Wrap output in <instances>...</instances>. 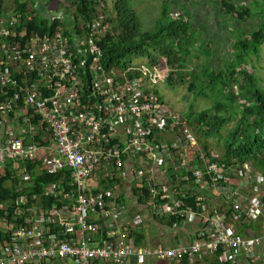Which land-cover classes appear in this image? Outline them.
<instances>
[{
	"label": "built area",
	"instance_id": "2783aa9c",
	"mask_svg": "<svg viewBox=\"0 0 264 264\" xmlns=\"http://www.w3.org/2000/svg\"><path fill=\"white\" fill-rule=\"evenodd\" d=\"M70 13L51 19L64 24L74 20L71 32L64 26L53 35L41 36L29 33L16 13L0 9V172L6 174L7 163L12 162L20 191L33 188L40 174L69 172L71 177L68 189H58L56 183L45 187V195L61 197V206L44 212L33 196L28 212L19 207L12 220L0 218V229L10 239L5 246L0 243V264H124L129 258L136 264L144 258L194 262L207 253H220L222 262L231 264H240L244 258L264 264V235L247 237L229 231L223 222L225 214L212 212L203 196L196 195L197 210L180 211L182 200L168 204V199L158 200L163 184L144 171L163 155L162 143L154 140L166 133L175 135L166 148L170 161L185 166L191 153L197 155L188 172L194 182L221 192L226 171L215 154L199 145L183 118L155 95L134 91L131 67L123 72L104 66L100 41L106 33L105 19L97 14L85 28L86 23H77ZM134 157L138 185L147 182L156 215L194 213L214 224L213 232L199 234L190 245L159 250L134 245L127 209L120 201L107 200L100 190L102 178L122 181ZM38 161L33 171L24 164ZM233 170L248 179L251 165ZM251 183L254 186L256 181ZM20 202L28 203L25 198ZM245 204H234V212L249 219L262 216L261 200ZM0 209H7L1 201ZM120 222L128 228H116Z\"/></svg>",
	"mask_w": 264,
	"mask_h": 264
},
{
	"label": "trees",
	"instance_id": "16d2710c",
	"mask_svg": "<svg viewBox=\"0 0 264 264\" xmlns=\"http://www.w3.org/2000/svg\"><path fill=\"white\" fill-rule=\"evenodd\" d=\"M101 0H67L73 9L75 20H82L85 28L91 23L92 19L98 14V5ZM15 13L21 18L23 26L29 33H38L41 36L53 35L60 27H66L72 31V23H61L60 20L48 19L42 14L35 15L28 19L29 6L25 0H16ZM223 9L231 17H236L240 21H247L251 17H260L259 26L250 32L237 28L233 36V52L229 59L225 60L224 66L220 70L213 69L210 65H205V80L209 83L211 91L217 87L215 97L223 92L224 100H217L212 110L198 113L194 118L191 112L188 124H197L198 130L206 138L214 135L222 136V131L227 122L236 118V125L230 129L224 141L223 155L216 158V161L225 171H232L237 166L250 164L252 167L264 174V88L259 85V78L251 70L250 60L256 57L261 59L262 48L264 45V0H252V4L257 7L255 13L247 5H235L227 0H221ZM5 8V0H0V9ZM46 5H43V12L46 13ZM113 14L104 20V27L113 24V27L106 28L105 36L100 41L103 53V64L107 68L116 67L126 72L131 66L133 59L147 58L149 65L157 66V58L154 52H160L165 60L166 66L171 70L167 79L173 82V77L179 75L180 68L186 69L183 61H187L194 51L198 36L191 31V24L187 16L182 14L179 18H173L169 3L163 7L162 18L158 21V26L154 31H144L142 19L138 11L132 7L131 0H114ZM80 26V23H79ZM68 34H70V32ZM79 31V30H78ZM80 32V31H79ZM209 54V53H208ZM188 63V62H187ZM212 69V70H211ZM129 79L133 80V71L129 72ZM140 76V73H136ZM190 81L189 89L191 91L203 88L201 84V75L196 70L189 71ZM207 77V79H206ZM205 91V89H204ZM200 94V92H197ZM155 95L161 103L164 98L158 91L147 93ZM206 94V92H205ZM194 119H191V118ZM153 138V135H152ZM205 150H209L206 144ZM36 164L26 162L30 171H33ZM6 174L0 172V201L4 203L7 209H0V218L12 220L17 208L21 207L29 211L33 206L31 198L37 196L39 201L37 205L40 210L47 211L53 206H61V197L57 194L48 193L45 195V187L56 183L58 189L67 187V181L70 180V173L58 175L40 174L34 178L35 186L33 188H24L18 190L20 183L19 175L13 169V163H7ZM138 179L137 172L134 173ZM189 181H193L191 173H188ZM120 182L116 178L109 180V190L101 192L107 200H116L110 191L112 186ZM223 183V182H222ZM138 190L143 191L144 196H150L147 189V182L143 185L134 183ZM60 187V188H59ZM23 196V197H21ZM181 197V195H180ZM21 198L27 199V205L21 204ZM142 200V197H141ZM167 199H165L166 201ZM179 200L183 201L180 211L188 208L197 210L198 203L196 196L185 195ZM188 219V214H177L167 218L170 225H181ZM136 235V236H135ZM131 237L136 239V244L140 243L141 238L137 237L135 231L130 233ZM10 241L8 232L0 229V243L4 246ZM221 254H218L220 257ZM187 262V259H184ZM215 261L212 264H231L227 262Z\"/></svg>",
	"mask_w": 264,
	"mask_h": 264
},
{
	"label": "crops",
	"instance_id": "0c3cea01",
	"mask_svg": "<svg viewBox=\"0 0 264 264\" xmlns=\"http://www.w3.org/2000/svg\"><path fill=\"white\" fill-rule=\"evenodd\" d=\"M191 1L193 5H195L196 2L202 0H190V2ZM227 1L238 6L244 5V2L247 0ZM163 2V7L166 5V3H169L173 18H179L182 14H185V16H187L190 21L191 31L195 32L193 27L196 29V25L199 24L194 21V18H199L202 16V13H194L195 11H192L190 8H187L186 5H183L181 0H163ZM180 4L186 9L185 12L178 9ZM221 7L223 9L222 4ZM203 16L206 15L203 13ZM207 24L206 22L204 23V25ZM196 31L201 32L200 30ZM174 139L175 135L173 133H166L165 135L159 136L156 138V140H154L159 144L162 143V149L164 153L160 156V158L158 155V161L153 165H151L152 162H149L150 165H147L148 167L144 171V174L153 175L156 181L163 184V186L159 187L161 194H159L158 200L161 198L168 199V204L170 202H177L182 196L185 195H201L206 198L212 212L225 214L223 222L229 231H232L234 234L247 237L263 236L264 212L259 219H249L244 215L236 214L233 210V205L242 202L243 205L246 206L245 203L255 199L261 200L264 203V174L251 166V172H246L248 174L247 179L240 176L235 170H229L226 171L225 174L226 182H223V191L216 192L212 189L204 188L200 183L194 182V180L192 182L189 181L188 172L190 167L192 168V165L196 164V158H198L196 154L192 153L188 158L189 161L185 160V162H189V165L185 166L180 165V163L177 161L175 163L170 161L168 155H166L168 154L166 150L167 145H169ZM136 162V158L134 157V160L128 163L127 170H124V172H127L124 179L112 186L115 188V190H110L114 193V195L115 193L118 194L116 203L120 201V205L122 204V207H127V203L131 205V208L129 209L130 211L127 209V214L132 220L131 232L135 231L138 235L137 237L141 238V241L138 244H136V239H134V245L137 247H148L153 250L179 245H190L193 244L196 239H198L199 234L207 233L210 235L213 232L215 225H209L206 223L204 217H198L194 213H190L188 215L187 221L181 225H170L167 222V217H159L156 215L153 210L152 198L144 196L143 191L138 190L134 184H137L138 180L132 173L133 169H135V172H137L139 177V171H136ZM251 181H256L254 186H252L253 184ZM108 186L109 180L102 178L100 181V190L107 192L109 190L107 188ZM234 190H239L238 195L233 194ZM156 203L159 204L158 202ZM160 207L161 209L165 208L163 205ZM136 218H138V223L135 222ZM125 227L128 228V226L122 222L116 225V228H121L123 230H126ZM260 251L261 250L259 247L258 253ZM217 254H202L200 258L194 262L188 260L187 262L184 260H174L172 262L162 263L151 258H144L140 261V264H212V262L215 261L221 262V258L218 257ZM136 262L137 261L135 259L129 258L124 264H136ZM240 264L262 263H258L252 259L244 258Z\"/></svg>",
	"mask_w": 264,
	"mask_h": 264
},
{
	"label": "rangeland",
	"instance_id": "374dc122",
	"mask_svg": "<svg viewBox=\"0 0 264 264\" xmlns=\"http://www.w3.org/2000/svg\"><path fill=\"white\" fill-rule=\"evenodd\" d=\"M16 0H6L5 7L10 15H15L14 10L16 8ZM29 6L28 16L32 17L35 14L45 15L46 18L51 19L58 17L59 15H70L73 11L70 3L67 0H25ZM183 5L190 8L194 13H202L199 18H194V21L199 25H196V29L193 27L196 37V44L194 51H192L191 57L187 61H183L184 68H180L179 75L173 77V82L167 79L168 74H171V70L166 66L165 60L160 55V52H154L157 58V66L149 65L150 61L147 58L137 57L133 59L131 69L140 73L141 75H135V80L132 82L134 91L146 93H154L158 91L164 98V105L167 109L174 112L180 119L183 118L184 124L193 132L198 139L199 145L204 148V144L208 146V151L220 157L224 152V141L226 135L230 129H232L237 119L233 118L227 122L222 131V136L214 135L210 138L199 134L197 131L198 125L188 124V115L193 112L194 118L198 113L212 110L214 103L217 100L223 99V92L218 94V97L213 95L217 94V87L212 91L209 83L205 80V65H210L213 69L220 70L225 63L226 59H229L233 52V37L237 28H241L246 32L255 30L261 23V18L251 17L247 21H240L236 17H231L221 7V0H202L196 2L193 5L190 0H181ZM113 2L114 0H101L98 5V14L103 20L113 14ZM163 0H131V5L135 8L143 23L144 31H154L158 26L159 19L162 18ZM244 5L249 6L257 13V7L252 4V0H247ZM43 5H46V13H42ZM180 11L185 12L186 9L182 7L178 8ZM210 9V10H208ZM204 15L206 16H203ZM178 16V15H177ZM81 21V20H80ZM82 22V21H81ZM208 22L207 25L204 23ZM200 26V27H198ZM113 24H109L106 28L110 29ZM105 28V27H104ZM196 30H200L198 32ZM234 32V33H231ZM238 33L235 35L237 36ZM261 59L256 57L250 60V68L259 78V85L264 88V45L262 48ZM209 53V54H208ZM188 62V63H187ZM196 70L201 75V84L203 86L200 90L189 89L190 81L192 80L188 76L189 71ZM212 70V69H211ZM207 79V77H206ZM205 89V91H204ZM200 92L198 94L197 92ZM206 92V94H205ZM213 94V95H212ZM193 117L191 119H194ZM205 149V148H204ZM192 154V153H191ZM190 154V155H191ZM101 181V180H100ZM115 190V188H113ZM114 197L118 199V194L115 193ZM127 202V200H126ZM126 209H130L131 205L127 203ZM130 211V210H129ZM130 215V213H129ZM2 227V221H0V228Z\"/></svg>",
	"mask_w": 264,
	"mask_h": 264
}]
</instances>
